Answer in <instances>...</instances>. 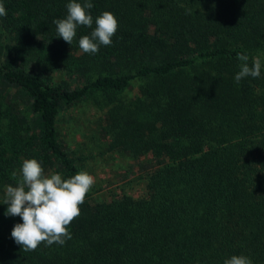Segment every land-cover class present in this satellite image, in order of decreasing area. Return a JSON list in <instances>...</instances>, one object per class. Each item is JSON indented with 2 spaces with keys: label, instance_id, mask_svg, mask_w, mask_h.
<instances>
[{
  "label": "trees",
  "instance_id": "16d2710c",
  "mask_svg": "<svg viewBox=\"0 0 264 264\" xmlns=\"http://www.w3.org/2000/svg\"><path fill=\"white\" fill-rule=\"evenodd\" d=\"M69 2L0 0V199L28 158L63 178L122 159L143 193L95 182L71 239L34 251L0 203V264H264V0H90L118 21L94 55L78 46L94 22L56 36ZM242 52L261 75L237 84ZM82 103L97 115L69 145L59 116Z\"/></svg>",
  "mask_w": 264,
  "mask_h": 264
},
{
  "label": "clouds",
  "instance_id": "9594fccd",
  "mask_svg": "<svg viewBox=\"0 0 264 264\" xmlns=\"http://www.w3.org/2000/svg\"><path fill=\"white\" fill-rule=\"evenodd\" d=\"M93 7L90 0H70L67 3V14L56 19L57 37L71 44L77 34L78 26L92 27L90 35H82L78 46L84 53L96 54L99 47L112 44V37L118 28V21L110 11H103L95 17L88 11ZM7 11L0 3V17H5ZM240 61L239 71L235 74L237 84L246 77L258 78L261 75L262 63L260 57L252 58L249 65L247 53H237ZM16 181L15 186L9 184L4 190L0 203L6 204V216H19L22 223H17L11 230L14 242L24 251H34L44 243L46 246L58 244L63 246L71 239L68 226L80 215V205L95 183V178L87 171L80 170L68 178L61 173L45 174L41 162L36 158L24 159L17 172L11 173ZM223 264H253L245 255H232Z\"/></svg>",
  "mask_w": 264,
  "mask_h": 264
},
{
  "label": "rangeland",
  "instance_id": "374dc122",
  "mask_svg": "<svg viewBox=\"0 0 264 264\" xmlns=\"http://www.w3.org/2000/svg\"><path fill=\"white\" fill-rule=\"evenodd\" d=\"M96 115L97 113L85 103L61 112L58 126L62 139L69 145H75L83 138V135L88 136V133L90 135V132H88L90 131L89 127H91L90 125ZM120 160L111 157H100L91 162L89 174L95 178L97 185L102 187L100 194L106 196L111 192L121 191L122 189L134 195L142 194L144 183L137 177L140 169L134 170L133 173L125 169L123 167L125 161Z\"/></svg>",
  "mask_w": 264,
  "mask_h": 264
}]
</instances>
